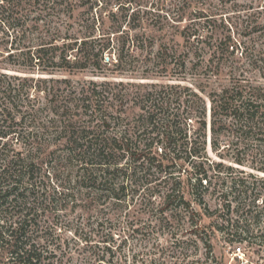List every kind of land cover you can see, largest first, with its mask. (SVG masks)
Returning a JSON list of instances; mask_svg holds the SVG:
<instances>
[{
    "label": "trees",
    "instance_id": "trees-1",
    "mask_svg": "<svg viewBox=\"0 0 264 264\" xmlns=\"http://www.w3.org/2000/svg\"><path fill=\"white\" fill-rule=\"evenodd\" d=\"M96 2L99 4V0ZM161 5L156 4L158 15L164 10ZM137 11L130 14L128 24ZM111 13L117 15V11ZM102 14L101 9L100 15L94 16L95 22L99 16L103 18ZM4 24L7 23L0 15L2 31ZM118 26L121 28L122 23ZM158 26L164 28V24ZM116 28L105 31L107 40L99 47H91L87 39L90 34L84 35L70 44L69 50L75 53L63 52L48 59L71 71L93 67L98 69L95 72H101L104 62H108L116 66L115 73H124L129 69L128 55L124 43L117 47L113 43L111 35L118 31ZM150 44L154 46L155 42ZM144 46L137 48L143 52ZM109 48H116L117 52L112 62L106 61ZM46 49L40 47L33 56L29 53V58L45 60L42 52ZM166 50L164 45L158 47L156 63L135 67L132 73L145 78L161 75L186 79V74L177 72L178 68L187 69L186 61L173 66L167 61ZM7 56L11 59L17 54L10 51ZM56 57L59 61H54ZM43 70L55 72L48 66ZM262 70L264 74V67ZM238 76L233 77L234 83L209 92L203 86L199 91L181 82L139 83L145 89L138 90L134 98L139 107L135 123L144 140H134L128 129L124 133L113 130L121 115L114 114V100L105 105L101 97L104 90H98L94 81L91 89L82 86L79 91L44 88L50 102L25 111L17 110V105L18 100L27 102L28 89L24 93L23 88L0 85V264L108 263L107 250L100 249L107 240L96 238L91 225L81 228L82 232L75 229V237L70 241L62 237L63 229L42 223L41 218L51 206L43 204L68 198L72 193L65 189L76 187L119 194L128 188L125 179L133 180L138 168L145 175L151 174L153 168L162 173V189L156 194L163 200L161 212L167 214L164 219L168 221L183 222L176 231H170L176 241L190 234L212 247L205 217L212 219L214 231L223 230L239 241L256 231L264 235V223H260L264 212V175L240 166L264 171V83H255L244 73L243 77ZM20 78L29 79L0 72V83L11 84L10 80ZM40 81L47 79L41 77ZM201 92H207L211 101L212 148L223 159H231V163L216 160L207 151L208 104ZM89 110L90 123L83 125L82 117ZM75 115L80 118L75 119ZM232 126L241 139L235 146L237 151L230 155L224 152L229 146L221 136ZM123 160L127 165H121ZM214 194L216 205L208 199ZM106 248L112 250L108 245Z\"/></svg>",
    "mask_w": 264,
    "mask_h": 264
},
{
    "label": "rangeland",
    "instance_id": "rangeland-1",
    "mask_svg": "<svg viewBox=\"0 0 264 264\" xmlns=\"http://www.w3.org/2000/svg\"><path fill=\"white\" fill-rule=\"evenodd\" d=\"M159 3L164 7L160 15L156 8ZM120 5L121 8L117 9ZM101 9L103 18L99 16V21L95 22L94 16L100 15ZM137 9L128 24L130 14ZM111 11H117V15L112 16ZM0 15L7 23L4 31L0 30V72L29 77L28 80L12 79L11 84L7 81L0 83L1 86L23 88L24 93L28 89L27 102L18 100L17 110L20 111L49 103L50 96L45 95L44 88L79 91L82 86L91 89L94 81L98 90H104L101 97L105 99V105L114 100V114L121 115L113 130L124 133L128 129L134 140H144L135 123L139 107L134 98L138 90L145 89L139 87V83L181 82L199 91L203 86L209 92L234 83L233 77L243 73L255 83H264V0H99V4L96 0H0ZM120 23L122 27L118 28ZM163 24L164 28H159L158 25ZM116 26L118 31L111 35L113 43L116 47L118 43H124L128 55L129 69L124 73H115L116 66L108 62H104L101 72H95L98 69L93 67L71 71L48 59L63 52L75 53L69 50V46L84 35L90 34L87 39L91 47H99L107 40L105 31H112ZM151 41L155 42L154 46ZM137 45H145L144 51ZM162 45L164 49L167 47V61L173 66L186 61L185 71L177 69L178 73L186 74V79L161 75L145 78L132 73L135 67L156 63L154 55ZM40 47L47 48L42 52L45 60L42 58L38 62L37 58H29V53L33 56ZM10 51H15L17 56L8 58ZM116 54V48L107 49L106 61L112 62ZM59 59L56 57L54 61ZM11 61L25 68L13 66L15 64ZM46 66L55 72L43 70ZM41 77L47 81H40ZM207 92H201L208 104L207 151L214 159L220 160L223 158L211 144V101ZM116 94L117 99H114ZM90 111L82 117L81 124L90 123ZM76 118L80 116L75 115ZM221 138L225 139L223 142L227 146L231 145L224 152L233 155L241 139L235 126L224 130ZM16 146L21 147L20 144ZM223 160L232 162L227 158ZM126 163L123 160L121 165ZM240 166L264 175V171L250 165ZM155 169L145 175L138 168L133 180L125 179L128 188L119 194L96 192L87 187L65 189L72 195L50 204L44 203L51 206L41 221L63 229L62 237L70 241L75 237V229L82 232L81 228L91 225L96 238L107 240L100 248L107 250L110 261L106 264H264V235L259 231L239 241L223 230L214 231L212 219L205 217L212 247L202 240H195L190 234L183 235L178 241L171 237L170 231H176L182 221L164 219L167 214L161 212L163 200L156 195L162 189L159 182L163 176ZM123 174L120 172V179ZM215 197L216 194L208 197L210 204H217ZM193 205L197 206L196 203ZM260 223H264V212ZM106 245L112 250L104 249Z\"/></svg>",
    "mask_w": 264,
    "mask_h": 264
}]
</instances>
